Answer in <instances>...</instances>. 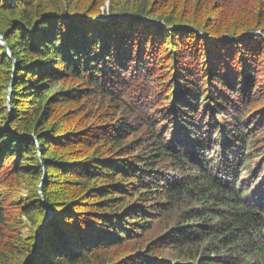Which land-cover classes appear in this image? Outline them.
<instances>
[{"label":"trees","instance_id":"obj_1","mask_svg":"<svg viewBox=\"0 0 264 264\" xmlns=\"http://www.w3.org/2000/svg\"><path fill=\"white\" fill-rule=\"evenodd\" d=\"M0 37V264H264V0H0Z\"/></svg>","mask_w":264,"mask_h":264},{"label":"rangeland","instance_id":"obj_2","mask_svg":"<svg viewBox=\"0 0 264 264\" xmlns=\"http://www.w3.org/2000/svg\"><path fill=\"white\" fill-rule=\"evenodd\" d=\"M107 3H108V2H106V4H107ZM106 4H105V6H107ZM104 8H105V7H104ZM102 10H104V9H102ZM246 177H248V179H246V180L249 181V182H248V184L250 183L249 185H253V184H257V183H259V180H257V179L255 178V176L252 175V174H248V175H247V173H242L240 178H241V179H244V178H246ZM262 177H263V178H262V182L264 183V174L262 175ZM251 188H252V187H251Z\"/></svg>","mask_w":264,"mask_h":264},{"label":"water","instance_id":"obj_3","mask_svg":"<svg viewBox=\"0 0 264 264\" xmlns=\"http://www.w3.org/2000/svg\"><path fill=\"white\" fill-rule=\"evenodd\" d=\"M108 18H110V17H106L105 19H108ZM103 18H101L100 20H99V22H101V20H102ZM0 45L2 46V47H4V49L6 50L7 49V47H6V45L3 43V41H2V37H0ZM7 53H8V49H7ZM10 94V88L8 89V95ZM9 98H10V96H8V98H7V108L9 107ZM48 214H50V212L48 211ZM48 219H50V217L48 216V218H47V220Z\"/></svg>","mask_w":264,"mask_h":264},{"label":"bare ground","instance_id":"obj_4","mask_svg":"<svg viewBox=\"0 0 264 264\" xmlns=\"http://www.w3.org/2000/svg\"><path fill=\"white\" fill-rule=\"evenodd\" d=\"M234 261V260H233Z\"/></svg>","mask_w":264,"mask_h":264}]
</instances>
